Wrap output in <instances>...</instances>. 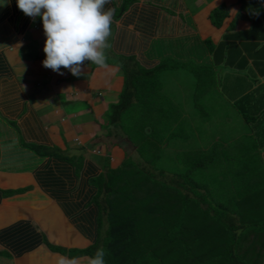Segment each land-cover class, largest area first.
Wrapping results in <instances>:
<instances>
[{
	"label": "trees",
	"instance_id": "trees-1",
	"mask_svg": "<svg viewBox=\"0 0 264 264\" xmlns=\"http://www.w3.org/2000/svg\"><path fill=\"white\" fill-rule=\"evenodd\" d=\"M235 5L231 18L224 3L211 8L209 23L224 31L203 39L207 56L120 58L122 89L100 127L107 136L118 129L140 162L125 156L112 165L105 156L88 180L91 243L46 242L51 251L88 258L102 247L106 264H263L264 0ZM30 147L76 172L84 163L81 154Z\"/></svg>",
	"mask_w": 264,
	"mask_h": 264
},
{
	"label": "crops",
	"instance_id": "crops-1",
	"mask_svg": "<svg viewBox=\"0 0 264 264\" xmlns=\"http://www.w3.org/2000/svg\"><path fill=\"white\" fill-rule=\"evenodd\" d=\"M189 3L131 0L124 5V0H110L105 7L115 14L106 65L85 61L79 76L67 69H61V75L42 65L45 37L39 18L26 16L15 0L0 6V251L7 253L0 254V264H56L58 256L71 261L68 255L51 251L46 242L65 249L91 243L84 215L95 191L88 180L102 171L92 155L112 156V165L124 158L123 142L103 153L95 152V142L90 144L107 136L100 119L122 89L116 59L153 62L163 55L196 57L197 49L189 50L194 43H202L205 51V37L199 35L191 16L196 14L199 21L211 25L208 14L220 1L209 6V0ZM177 14L184 19L180 21ZM176 43L178 47H172ZM168 47L180 50L175 54ZM31 145L69 156L81 154L83 166L76 172L61 157L38 154ZM87 259L75 258L77 264H87Z\"/></svg>",
	"mask_w": 264,
	"mask_h": 264
},
{
	"label": "clouds",
	"instance_id": "clouds-1",
	"mask_svg": "<svg viewBox=\"0 0 264 264\" xmlns=\"http://www.w3.org/2000/svg\"><path fill=\"white\" fill-rule=\"evenodd\" d=\"M10 0H3L0 6ZM26 16L39 18L44 33L42 65L63 74L81 75L82 65L91 62L106 65L105 50L111 36L114 9L106 8L110 0H15ZM104 248H97L87 264H106ZM56 264H77L58 256Z\"/></svg>",
	"mask_w": 264,
	"mask_h": 264
},
{
	"label": "rangeland",
	"instance_id": "rangeland-1",
	"mask_svg": "<svg viewBox=\"0 0 264 264\" xmlns=\"http://www.w3.org/2000/svg\"><path fill=\"white\" fill-rule=\"evenodd\" d=\"M200 1H203V0H200ZM219 1H220V3H224L225 5H227L229 7V9L231 11L230 18L235 16V9H236V7L234 6L235 5V0H219ZM185 2L189 6V4H190L189 2H192V3L195 4V3H198L199 0H185ZM209 2L210 3L207 6L211 5L213 3V0H209ZM204 8H206V6H204ZM176 16L180 19V21H182L184 19L181 14H177ZM191 17H192V19H194V21H196V30L198 31L199 35H201L202 37H210L213 41L214 40L217 41L218 39H220V35L224 31L223 28L217 29V28H214L212 25L204 23L201 20L199 21L198 19H200V18L197 17L196 14H195L194 17L193 16H191ZM236 19L238 20V23L240 25L239 27H243L244 25H246L245 24L246 21L244 20L245 21L244 22L243 19L239 15H236ZM177 44L178 43L173 44L174 46H172V47H178ZM153 45H154V47L157 46V44H153ZM201 45H202V43H194V44H192L190 46L189 50L197 49V54H198V56H200L202 54V51H203L202 50L203 47ZM168 48H170V47H168ZM159 49H161V48H159ZM170 49H171L170 52L171 53H175V54H178V51L180 50L179 48H177V49L170 48ZM32 51H33V49H31V52ZM109 60L114 61L113 57H109ZM116 61L119 63V65H121L120 64V59H116ZM119 65L116 66L117 68L115 67V69H118V70H115V71H121ZM97 93L98 92H96V95H97ZM222 110H223V113H224V111L226 110V107L222 106ZM226 111H229L228 112V118L230 119V120H227V121H228L230 127L233 126V128H229V129L230 130H236L235 125H238L237 122H236L237 119L235 118L234 114L232 115L231 109L230 110L227 109ZM225 113H227V112H225ZM222 114L219 117H221ZM216 117H218V116H216ZM102 120H103V117H102ZM100 122H101V119H100ZM222 126L225 127L223 124H222ZM227 127H229V126L227 125ZM109 130L111 132L110 139L108 138V136L103 135L104 136L103 137L104 140H102V138H100L102 141H100L98 144H97L98 141H96V140H93V141L90 142V144H92V142H95L93 144H95L98 147V148L96 147L94 149L95 152H97V150H98L99 151L98 153H103L104 149L106 150L108 148V146H112L114 143H116L117 146H119L120 145L119 143L123 142L122 143V147H121L123 149V156L124 157L127 156V157H129L130 159H132L134 161H139L140 162L139 156L135 152L134 148L130 144H128L127 142L124 143L125 138L121 134V132L118 129H115L114 127H110ZM62 132L65 134L66 130L64 129V130H62ZM112 137L115 139V141H112ZM117 142H119V143H117ZM113 152L115 153V151H113ZM92 158L95 160V162H98L97 165L101 166L103 164L104 158L102 156L93 154ZM111 158H112V156L110 157V159ZM115 161L117 163H119L121 160H119V161L115 160ZM263 264H264V260H263Z\"/></svg>",
	"mask_w": 264,
	"mask_h": 264
}]
</instances>
